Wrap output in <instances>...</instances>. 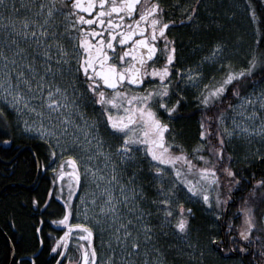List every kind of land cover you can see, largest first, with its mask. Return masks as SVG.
<instances>
[{"label":"snow or ice","instance_id":"snow-or-ice-1","mask_svg":"<svg viewBox=\"0 0 264 264\" xmlns=\"http://www.w3.org/2000/svg\"><path fill=\"white\" fill-rule=\"evenodd\" d=\"M0 8L7 12H0V119L7 122L5 109L11 110L25 132L35 133L50 145L52 163L59 160L58 168H53L56 180L67 178L66 196L63 184L48 192L50 198L64 201L61 218L52 223L66 229L56 238L52 252L67 257L69 264H166L160 248L153 243V225L146 219L151 212L141 204L146 199L144 188L136 182V170L127 177L125 170L136 163L135 154L142 150L159 185L157 194L164 197L151 203L157 211H163L165 220L173 216L177 183L186 186L190 198H202L210 207L213 201L208 188L201 184L214 186L215 206L226 205L231 197L220 194L222 178H227L229 192L240 183L237 173L224 163L232 159L230 153L226 154L228 143L233 139L251 141L254 137L264 141V86L256 91L264 75L252 80V91L242 92V85L248 87L243 82L253 77L257 68L264 69V51H252L246 67L228 64L220 79L213 77L208 83L202 84L203 73L197 69L178 70V75L198 88L200 106L206 112L216 110L212 116H202L199 131L214 160L199 156L207 166L197 168L182 145H176L179 152L172 151L173 144L165 135L170 125L157 110L172 114L180 104L178 99L169 106L167 99L176 52L168 29L175 21L165 20L159 0H22L20 8L26 10L23 16L15 0H0ZM249 9L255 21L251 4ZM186 18L190 20L191 15ZM256 43L264 47V33H258ZM223 47L217 43L213 56H218ZM158 54L164 56L160 66L155 62ZM146 78H158L160 83L143 92L131 89L133 85L143 86ZM229 94L236 102H229L225 108L224 98ZM89 102L93 108L99 107L110 135L119 138L115 153L105 150L100 121L90 122L83 110L82 105ZM31 114L38 121L30 122ZM210 136L216 137L217 143L213 144ZM203 148L204 144H198L193 151ZM100 157L104 158L103 168L94 163ZM179 161H183L181 167L176 166ZM185 165L187 173L183 171ZM193 169L199 176L195 182L187 178ZM170 174L173 182L165 188L162 181ZM90 185L99 190L98 196L78 194L79 189ZM74 196H78L79 203H73ZM250 198L264 203V180L255 182ZM248 203L245 200V207L239 210L244 221L238 236L251 244L255 217ZM178 207L175 228L186 233L185 213L190 215L191 209L183 204ZM74 233L79 234L75 249L80 254L75 262L68 253ZM96 234L107 235L102 242L108 254L103 259L93 244ZM260 248L257 264H264V244ZM239 251L246 253L249 249L240 244Z\"/></svg>","mask_w":264,"mask_h":264},{"label":"trees","instance_id":"trees-1","mask_svg":"<svg viewBox=\"0 0 264 264\" xmlns=\"http://www.w3.org/2000/svg\"><path fill=\"white\" fill-rule=\"evenodd\" d=\"M249 4L256 13L255 21L252 19ZM193 13V17L187 19L189 23L185 21L187 25L179 40L182 44L180 50H183L184 65L197 66L203 73L204 81L215 77L214 67L210 65L212 63L208 64L210 58L207 57L213 53L217 43L224 46L220 53L223 63L219 64L223 68L229 62L237 66L236 68L237 63L242 67L247 66L246 59L250 52L264 51V47L256 43L258 33H264V1L198 0ZM261 75H264V69L257 68L253 77L243 82L248 87L242 85V92L249 91L252 88V80H258ZM262 83L264 81L260 84ZM191 102L189 97L184 100L181 98L182 105L177 107L176 113L180 117L171 123L172 128L175 129V124L179 127L176 134L179 139H184L187 150L197 139L202 116H212L216 111L213 109L206 112L202 106ZM229 102H236L230 94L225 96L223 107L226 108ZM5 112L7 122L0 119V227L12 243L14 264H56L60 256L52 252V246L60 234V229L55 227L52 221L61 217L63 208L58 199L48 195L49 190L54 189L50 177V146L44 141L21 133L13 121L12 113L7 109ZM215 127V122H212V128ZM209 139L213 144L217 143L216 137L210 136ZM5 140L9 142L4 143ZM204 142L206 148L200 153L214 160L208 151V143L205 140ZM186 153L192 163L201 165L191 159L188 151ZM227 153L231 154L232 159H225L224 163L233 168L240 177V183L232 186L229 192L227 178H222L219 185L220 194L231 199L226 205L220 206L219 216L214 220L198 202L192 207V228L197 230L200 236L215 238L211 248L217 252L219 261L229 258L238 261V264H257L261 260L260 245L264 244V203L257 198H250V191L256 181L264 180V155L247 160L239 157L229 145L226 148ZM36 162L39 167L38 175ZM223 166L218 165L219 168ZM134 170L137 172L139 183L148 188L152 175H149L147 159L137 161ZM220 175L223 177V173ZM245 200L249 201L248 206L253 208L255 217L251 244L240 241L238 236L244 221V215L239 210L245 207ZM234 240L236 244H233ZM240 244L249 251L240 252ZM229 248L233 250L230 252ZM9 260V246L0 232V264H8ZM61 260L63 264L69 262L67 257H62Z\"/></svg>","mask_w":264,"mask_h":264},{"label":"rangeland","instance_id":"rangeland-1","mask_svg":"<svg viewBox=\"0 0 264 264\" xmlns=\"http://www.w3.org/2000/svg\"><path fill=\"white\" fill-rule=\"evenodd\" d=\"M21 2L22 0H15L16 7L20 10L21 16H23L26 10L23 8H20ZM8 11H10V9H8ZM0 12H5V10L3 8H0ZM5 14L7 15V12H5ZM207 58H210V60H208V64L212 63L210 65H213L214 67V71H215L214 78L217 80L220 79L221 76L223 75L224 71L226 70V66L228 64H231L230 62L225 64V68L219 66V64L223 63V60L220 57V54L218 56H213V53H212L208 55ZM249 58H250V54L247 56L246 63ZM237 64H238V68L242 67L240 66L239 63ZM231 65H233L234 67H237L233 63ZM243 67H246V66H243ZM188 68L197 69L201 72V70L197 66L196 67H189V66L186 67L185 66V68H183L182 71ZM171 75H172V82L169 85L170 95L167 98L169 106H171V104L174 103L178 99L180 100L179 105H182L181 98H183L184 100L187 97L191 98L192 102H195L196 104L200 105L196 99V97L199 95L198 88L193 87L191 84L187 83L186 79L182 78L180 75H178V73L172 72ZM208 82L209 80L204 81L203 79L202 84L208 83ZM159 83H160L159 80H155L151 84L148 83L145 86L141 87L140 89H138V91L143 92L145 88H149L150 86H158ZM262 86H264V83L260 85H256V91H259ZM249 91H252V88ZM0 106L3 107L2 101H0ZM153 107H157V106L153 105ZM82 108L86 112L90 122L92 119H96L100 121V133L104 136L105 141H106L104 145L105 150L115 153L116 146L120 142L119 138L112 137L110 133L108 132V130L106 129L104 125V117L100 114L99 107L97 106L96 108H93L91 103L89 102L87 105H82ZM7 110L12 113L13 121L15 122V125L19 128L21 133H23L24 135L28 137H34L40 141H43L39 139V137L35 133L25 132L23 130V124L22 123L17 124L15 114L11 110L9 109ZM157 110H158V114L160 115L161 119H163L167 123H169L172 120V116L177 113V109L172 114H167L159 109ZM33 119L38 121L39 118L36 117L35 114H31L30 122ZM230 122L231 121H228V123ZM256 123H259V121H256ZM199 131L197 132V139L195 140V142H192V146L189 147V150L186 149V142L184 141V139L182 140L178 138V134H175L176 139L173 136L174 133L165 134L167 140L173 144L172 151L174 153L179 152L180 149L176 147V145H182L185 152L186 151L189 152L191 159L201 164V165H198V164L193 163L194 165H196L197 168L202 167V166H207L205 165V162L203 160H200L198 158L199 156H202L200 152H202L203 149L199 152L193 151L197 147L198 144L205 143L204 140L199 137ZM228 145L233 152H236V154H238L239 157L247 159V160H250V158L252 157L260 158L264 155V141H262L260 137H254L253 139H251V141H248L246 139H233L232 141L228 143ZM56 151L57 153H59V149H56ZM71 154H75V153H71ZM135 155H136V162L137 161L139 162L145 159L142 150L140 152H137ZM66 156L67 154L64 157L65 159H66ZM50 159H51L50 177L52 181L54 180L56 181L55 184L53 183L54 188H59L60 185L63 184L65 187V196H66L67 195V186H66L67 178H65L64 181L56 180V174L53 172V168H58L59 160L57 159V163H52L53 157H51V155H50ZM103 159H104L103 157H100V159L95 161L94 163L97 166L103 168V164L101 163ZM113 159H116L115 155L113 156ZM135 164L136 163L132 164L130 167H128L125 170L126 177L132 174ZM181 165H183V161L177 162L176 166L181 167ZM165 167L170 168V166H165ZM65 171H70V169L66 168ZM183 171L187 173L186 165L184 166ZM149 175L151 176L150 170H149ZM187 178L189 180H193L194 182L195 180H198L199 176L196 172V169H193L191 173H188ZM150 180H151L150 181L151 184L148 188L142 185L144 188L146 199H144L141 202V204L145 208L146 212H151V215L146 216V219L148 220L149 223L153 225V233L155 235V240L153 241V243L155 244L156 247L160 248L161 252L163 253L164 258H166V264H238V261L232 260L229 258H224L222 261H219V256L217 252H215L214 249L211 248V243L213 239L209 237L205 238L203 236H200L199 232L192 228V225H193L192 219H194L193 218L194 213H193L192 207L196 205L198 202L202 205V209L206 213L210 214L213 220L219 216L220 207L217 208L214 203L215 197H216V189L214 186L209 187L208 184L204 182H202L201 184L202 187L208 188L210 199L213 201V204L210 207L208 204H205L203 202L202 198H190V194H186L187 193L186 186L182 183H177L176 184L177 191L175 193L174 203L172 205L173 216L170 217L168 220H165L163 211H157V206L151 203V201L154 199H157V198L163 199L164 197L162 195L158 196L157 194V187L159 186L157 181L155 179L153 180V177H151ZM136 182L140 184L139 183L140 181H138V179ZM162 182L164 183L165 188H168L173 182L172 175L170 174L168 177H165ZM80 192H88L89 195L93 193H95L97 196L99 195V190L95 189V185L85 186L84 188L78 190V194ZM58 200L63 205L64 201L62 199H58ZM73 203L74 204L79 203L78 196L73 197ZM179 204H183L185 209H191L190 215L185 213V216L188 221L186 233H179V231L175 228V223L179 219V211H180L178 207ZM60 218H58L57 220H59ZM263 221H264V216H263ZM72 222H78V221L73 220ZM79 222H83V221L81 220ZM53 225L60 229L59 236L63 235V230H66L65 226L54 224V223ZM78 239H79V234L74 233L72 240L70 241L71 248H69L68 250L69 256L72 258L74 262L78 260L80 257V254L75 249V243L78 241ZM106 239H107V235L102 237L99 234H96L93 239V244L101 259H103L108 254V249L106 245L102 242Z\"/></svg>","mask_w":264,"mask_h":264},{"label":"flooded vegetation","instance_id":"flooded-vegetation-1","mask_svg":"<svg viewBox=\"0 0 264 264\" xmlns=\"http://www.w3.org/2000/svg\"><path fill=\"white\" fill-rule=\"evenodd\" d=\"M161 3V6L164 8V18L165 20H172L175 21L174 25H170L168 29V35L170 39L174 41L176 52H175V60L173 62V67H172V72L173 73H178L179 71H182L183 68H185L184 65V60H183V50H180V46L182 44L179 42L181 33L185 31V26L187 23L185 22L187 20V16L191 15L193 17L194 13L192 9H196V6L198 4V0H159ZM127 19V18H126ZM189 23V22H188ZM135 39V38H134ZM115 43V42H114ZM162 47V44L159 45ZM159 55V54H158ZM155 59V58H154ZM164 61V56L159 55V59H156V65L160 66L163 64ZM151 63V62H150ZM158 80L157 78H146V83L143 85L145 86L146 84H151L153 81ZM143 86H131V89H134L135 91H138ZM109 91V94H111V90L106 89ZM124 89H121L123 91ZM179 107V105L177 106ZM179 115L175 114L172 116V120L169 122L170 129L166 134H171L174 133V138L175 134L178 132L179 127L177 124L174 125L175 129L172 128L173 122H176L179 119ZM143 161V160H142ZM148 162V160H147ZM37 165V162H36ZM62 257L60 256L58 261L61 260Z\"/></svg>","mask_w":264,"mask_h":264},{"label":"water","instance_id":"water-1","mask_svg":"<svg viewBox=\"0 0 264 264\" xmlns=\"http://www.w3.org/2000/svg\"><path fill=\"white\" fill-rule=\"evenodd\" d=\"M189 20H187L186 22H188ZM39 167H38V163H37V175H38V171ZM37 176L35 177V181H36ZM0 232L2 233V235L4 236V238L6 239L8 246H9V251H10V260L8 264H14V258H15V254H14V250H13V246L11 241L9 240V238L7 237V235L4 233V231L1 229L0 227ZM17 264V263H16ZM57 264V263H56Z\"/></svg>","mask_w":264,"mask_h":264}]
</instances>
